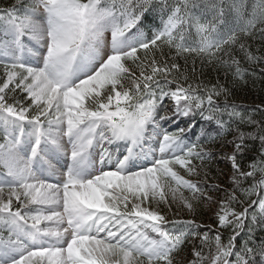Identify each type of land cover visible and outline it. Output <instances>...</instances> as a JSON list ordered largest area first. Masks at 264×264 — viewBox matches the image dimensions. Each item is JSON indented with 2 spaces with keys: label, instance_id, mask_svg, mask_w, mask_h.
I'll list each match as a JSON object with an SVG mask.
<instances>
[{
  "label": "snow or ice",
  "instance_id": "snow-or-ice-1",
  "mask_svg": "<svg viewBox=\"0 0 264 264\" xmlns=\"http://www.w3.org/2000/svg\"><path fill=\"white\" fill-rule=\"evenodd\" d=\"M257 34L264 0L0 7V264H264V118L179 64L242 81V60L264 62ZM217 141L232 149L223 193L199 180ZM213 203L214 234L180 218ZM190 238L192 258H178Z\"/></svg>",
  "mask_w": 264,
  "mask_h": 264
},
{
  "label": "trees",
  "instance_id": "trees-1",
  "mask_svg": "<svg viewBox=\"0 0 264 264\" xmlns=\"http://www.w3.org/2000/svg\"><path fill=\"white\" fill-rule=\"evenodd\" d=\"M13 2V0H0V7L8 6ZM249 43L252 45L251 51L256 52L257 48L261 49V53H264V40H262L257 34L256 38L250 40ZM181 72H185L190 80L194 83L203 82L204 84L211 86L219 81L221 84L226 86L229 89V95L227 97L228 104L235 105L237 110L241 111L245 115H251L256 120H261L264 118V114H262L261 109L264 108V62L261 63H253L247 64L242 60L243 67L247 69L244 80L233 82V78L231 75L226 76L222 70L214 69L212 66L208 64L201 65L199 60L195 61L193 64L192 60H189L187 64H185L184 60H179ZM0 74H2V70H0ZM167 103V101H166ZM220 103L223 105V98ZM260 106V107H257ZM186 118H181L179 121L181 126H183V121ZM200 123L203 121L199 120L197 117L196 127L199 130ZM242 130L247 131L248 126L241 124ZM212 128H215V125H212ZM213 135L215 133L213 132ZM228 140L232 139L231 135H228ZM249 150L246 154V157L243 161H241L245 167L249 160L254 159L259 153V142L249 141ZM232 151L231 146L221 147L219 141L213 146V158L208 164V177L205 182V178L203 174H201L199 180L202 187L210 188L214 185H221L220 193H223L225 189L231 190L230 176H231V162L224 158L223 153ZM247 187V185H245ZM220 193L213 192L211 193L213 197H216ZM218 208V205L213 203L210 207L208 204H201L197 209V214L195 217H190L185 210L180 218H194L196 223L201 227L198 229L200 233L210 231V234H214L216 232V226L214 224L215 220V212ZM169 216L172 217L173 213H169ZM211 230H209V226ZM254 235L259 241L261 238H264V229L260 227H256L254 229ZM200 241L195 240V244L199 245ZM193 249L192 239H189V242L185 245L184 251L178 253V258H183L185 260H190L192 258L191 253Z\"/></svg>",
  "mask_w": 264,
  "mask_h": 264
}]
</instances>
